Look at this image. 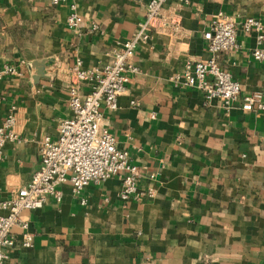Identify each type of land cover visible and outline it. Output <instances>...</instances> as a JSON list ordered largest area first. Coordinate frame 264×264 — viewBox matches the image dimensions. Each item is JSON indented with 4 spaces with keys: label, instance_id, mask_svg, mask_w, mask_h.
Instances as JSON below:
<instances>
[{
    "label": "crops",
    "instance_id": "crops-1",
    "mask_svg": "<svg viewBox=\"0 0 264 264\" xmlns=\"http://www.w3.org/2000/svg\"><path fill=\"white\" fill-rule=\"evenodd\" d=\"M147 1L75 0L81 23L69 30L68 2L0 0V67L20 72L0 79V122L12 113L19 137L1 150L0 202L27 187L38 168L40 141L55 139L59 123L72 117L68 86L74 58L85 68L107 64L110 52L139 32ZM219 12L263 26L261 42L238 28L237 49L218 56L220 68L240 86L229 110L170 80L186 62L210 58L204 33ZM256 49L264 52V0L167 1L149 39L134 48L138 73L127 74L117 110L101 108L117 148L140 170L138 189L153 187L155 197L123 202L115 177L89 183L78 197L67 183L59 185V202L48 197L40 209L20 212L32 244L22 248L19 228L11 227L8 260L264 264V113L242 99L259 92L264 103V61L254 60ZM42 60L43 77L34 83L31 63ZM88 91L80 84L81 97Z\"/></svg>",
    "mask_w": 264,
    "mask_h": 264
},
{
    "label": "built area",
    "instance_id": "built-area-1",
    "mask_svg": "<svg viewBox=\"0 0 264 264\" xmlns=\"http://www.w3.org/2000/svg\"><path fill=\"white\" fill-rule=\"evenodd\" d=\"M74 1L49 0L52 6L69 3V13L65 19L69 30H76L81 23V18L75 12ZM167 1H147L145 21L139 32L119 49L110 52L107 64L100 68H85L80 59L74 58L69 68L68 86V105L72 117L59 123L55 139L43 137L40 141L37 150L38 168L31 175L27 187L16 190L9 199L0 202V210L5 212L0 215V264H20L9 261L4 253L6 248L13 245L10 228L18 227L20 246L30 248L32 234L28 231L27 221L21 219L19 214L40 209L48 197L59 202V185L67 183L71 194L78 197L89 183L99 184L115 177L121 181V201L140 202L145 196L155 197L153 187L138 189L140 170L131 163L127 151L117 148L115 138L103 122L101 108L117 110L118 98L125 93L127 74L138 73L132 62L134 48L149 39V32ZM175 1L187 3L189 0ZM238 28L244 33L254 32L258 42L263 40V26L259 21L253 18L238 20L237 16L219 12L204 33L210 58L196 63L186 62L182 71L172 75L170 80L201 91L206 100H218L225 110H229L239 97L240 86L228 72L220 68L218 56L237 49ZM91 30L95 31L96 27L91 26ZM252 56L256 61H264V52L260 49L254 50ZM4 77H20V72L15 66L3 65L0 67V79ZM80 84L89 87L83 97L79 95ZM242 99L247 106L264 113L261 93L245 95ZM131 104L135 105L134 102ZM14 123L12 113L0 122V158L4 144L19 142ZM79 202L84 203L81 199Z\"/></svg>",
    "mask_w": 264,
    "mask_h": 264
},
{
    "label": "water",
    "instance_id": "water-1",
    "mask_svg": "<svg viewBox=\"0 0 264 264\" xmlns=\"http://www.w3.org/2000/svg\"><path fill=\"white\" fill-rule=\"evenodd\" d=\"M45 63H46L45 60H42V61H33L31 63V68H33L34 71H35L34 76L32 78V80L34 81V83H36L40 78L43 77L42 67H43V65Z\"/></svg>",
    "mask_w": 264,
    "mask_h": 264
}]
</instances>
